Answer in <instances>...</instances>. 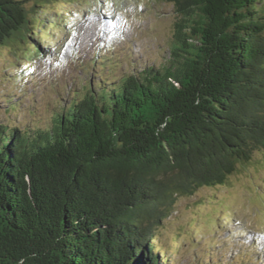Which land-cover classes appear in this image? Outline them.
Segmentation results:
<instances>
[{"label":"trees","instance_id":"obj_1","mask_svg":"<svg viewBox=\"0 0 264 264\" xmlns=\"http://www.w3.org/2000/svg\"><path fill=\"white\" fill-rule=\"evenodd\" d=\"M159 1L177 13L161 62L96 71L46 124L0 122V264H167L177 197L264 151V0ZM45 2L0 0V47L41 54Z\"/></svg>","mask_w":264,"mask_h":264},{"label":"rangeland","instance_id":"obj_2","mask_svg":"<svg viewBox=\"0 0 264 264\" xmlns=\"http://www.w3.org/2000/svg\"><path fill=\"white\" fill-rule=\"evenodd\" d=\"M45 1L34 37L42 53L17 38L0 47L1 123L46 124L55 100H69L84 81L108 80L94 79L96 71L113 78L133 70V62L159 63L167 55L177 18L170 3ZM4 97L21 106L14 111ZM157 234L167 264H264V151H254L224 184L177 197Z\"/></svg>","mask_w":264,"mask_h":264}]
</instances>
